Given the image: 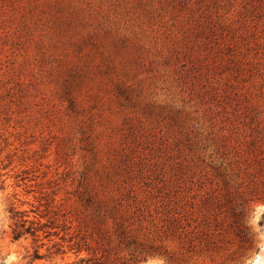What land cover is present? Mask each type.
<instances>
[{
  "label": "rangeland",
  "instance_id": "1",
  "mask_svg": "<svg viewBox=\"0 0 264 264\" xmlns=\"http://www.w3.org/2000/svg\"><path fill=\"white\" fill-rule=\"evenodd\" d=\"M261 194L264 0H0V262L264 264Z\"/></svg>",
  "mask_w": 264,
  "mask_h": 264
},
{
  "label": "trees",
  "instance_id": "2",
  "mask_svg": "<svg viewBox=\"0 0 264 264\" xmlns=\"http://www.w3.org/2000/svg\"><path fill=\"white\" fill-rule=\"evenodd\" d=\"M244 161L247 162L245 158H244ZM257 198L264 201V194L263 195L261 194V196ZM8 212H9V219L11 220L10 227H11V235L13 239L16 240L26 235H30L33 237V239H37L39 235V231L45 233V235L50 234L49 230L46 229L47 224H45L44 222H41L40 220L29 219L23 214V211L16 209L14 206L12 205L9 206ZM82 249H84L85 251H88L89 247L86 243L82 245L77 244V247L75 250L76 255ZM37 258H42V256L38 253L37 250H35L30 258L29 264H32L34 259H37ZM79 258L80 259L78 262L80 263L68 262L67 264H83V263H87V261L89 260V259H84L82 257H79ZM124 264H138V261L136 259L130 258L127 260V262H124Z\"/></svg>",
  "mask_w": 264,
  "mask_h": 264
},
{
  "label": "clouds",
  "instance_id": "3",
  "mask_svg": "<svg viewBox=\"0 0 264 264\" xmlns=\"http://www.w3.org/2000/svg\"><path fill=\"white\" fill-rule=\"evenodd\" d=\"M23 260V253H21L20 255H12L8 258L7 264H20V262ZM0 264H3V262H0Z\"/></svg>",
  "mask_w": 264,
  "mask_h": 264
}]
</instances>
